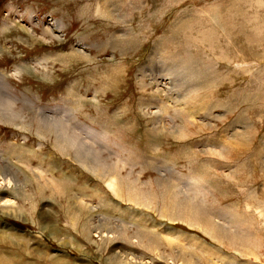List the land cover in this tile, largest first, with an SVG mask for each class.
Masks as SVG:
<instances>
[{
    "label": "rangeland",
    "instance_id": "1",
    "mask_svg": "<svg viewBox=\"0 0 264 264\" xmlns=\"http://www.w3.org/2000/svg\"><path fill=\"white\" fill-rule=\"evenodd\" d=\"M245 1L259 45L208 22L230 0H0V264H264ZM202 23L216 52L176 64Z\"/></svg>",
    "mask_w": 264,
    "mask_h": 264
},
{
    "label": "bare ground",
    "instance_id": "2",
    "mask_svg": "<svg viewBox=\"0 0 264 264\" xmlns=\"http://www.w3.org/2000/svg\"><path fill=\"white\" fill-rule=\"evenodd\" d=\"M252 1H257V3H256V5H257V8L259 7V8H261V6H260V1L261 0H252ZM242 3L243 2V0H230V5L228 6V8L224 11L223 10V12L221 11V12H215V10H213L212 12H211V14H212V16H211V21H209L208 20V22H210V24L212 23V25H214V27H217L219 30H222L223 32H227V29H226V27H227V25L229 24V22H233L235 19H236V17H242V18H240V19H238L236 22V26H235V29H237V31H239L240 33H242L244 36H245V40L248 42V43H250V44H261V42L262 41H260V38H258L256 35V33L258 32V25L257 26H255V25H253L254 23H256L257 24V22L256 21H260L262 18H260V15L261 14H258V12L256 13L255 12V10H252V11H254V12H250L249 11V9H251V8H249V9H247L248 11H246V12H242L241 13V10L240 11H238V8L239 9H243V8H241V7H243L244 5L243 4H239V3ZM245 2H251V0H246ZM235 4H237V7L235 8V10L234 11H231L232 10V8H234L235 7ZM238 4L240 5V7H238ZM252 4V3H251ZM254 4V3H253ZM243 5V6H242ZM253 6V5H252ZM251 7V6H250ZM263 7V6H262ZM245 9H246V7H245ZM244 9V10H245ZM243 10V11H244ZM246 13V14H245ZM210 16V15H209ZM207 18H209V17H207ZM206 18V19H207ZM235 18V19H234ZM210 19V18H209ZM264 20V19H263ZM201 21V20H200ZM198 22H199V20H198ZM207 22V23H208ZM196 24V23H195ZM206 24V23H205ZM209 24V25H210ZM207 25V24H206ZM206 25H204L203 26V23L202 24H200V26L197 28H195V27H192V29L191 28H187V30H189V31H192V30H195V31H197V34H196V36L194 35V36H191V35H193L192 33H189V35H187V36H185L184 37V43H181V44H179L178 46H180V47H182V48H180L179 49V52L180 51H182V53L181 54H179L178 56H179V58H178V62H176V64H179V65H181V66H183V65H189V64H191V63H189V62H192V60H193V56H192V53H191V51L189 50V48H191V44H193L192 42H188L190 39H192V40H194L195 42V46L197 47H199V45L200 44H202V45H206L207 46V48L208 49H211V51L213 52V53H215L216 52V47L217 46H219V38H221V36L220 37H217V34H218V32L215 30V28H213V29H211L210 28V26L209 27H206ZM260 25V24H259ZM191 25H189L188 27H190ZM195 26V25H194ZM203 27V28H202ZM261 27H262V25H261ZM228 28V27H227ZM263 29H264V27H263ZM262 29V30H263ZM186 30V29H185ZM233 30V28H231V31ZM241 30V31H240ZM177 32V31H176ZM180 32V31H179ZM192 32H194V31H192ZM217 32V34H215ZM260 33H262V32H260ZM260 33H258V34H260ZM176 34V33H175ZM179 34V33H178ZM195 34V33H194ZM241 34V35H242ZM182 35V34H181ZM180 35V36H181ZM262 35V34H261ZM219 36V35H218ZM182 39H183V37H182ZM173 42V41H172ZM172 42H170L169 41V43H172ZM183 42V41H182ZM191 45V46H190ZM177 49V48H176ZM210 51V52H211ZM220 55H221V52H220ZM222 56V55H221ZM177 57V56H176ZM198 57V56H197ZM200 57V56H199ZM198 57V58H199ZM173 63V62H172ZM204 65V64H203ZM4 96H3V94L1 93V90H0V109L2 108H4ZM60 137H61V139L62 140H68L67 138H66V136H65V134H63L61 131H60V129H59V132L57 133ZM68 142L70 143V141L68 140ZM79 146H78V148H77V150H79ZM82 153V152H81ZM78 155V154H77ZM87 158V157H86ZM3 237V239H5V237L4 236H2Z\"/></svg>",
    "mask_w": 264,
    "mask_h": 264
}]
</instances>
